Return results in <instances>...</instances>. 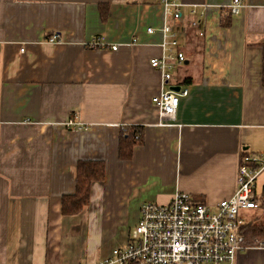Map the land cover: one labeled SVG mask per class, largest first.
Returning <instances> with one entry per match:
<instances>
[{
	"label": "crops",
	"instance_id": "1",
	"mask_svg": "<svg viewBox=\"0 0 264 264\" xmlns=\"http://www.w3.org/2000/svg\"><path fill=\"white\" fill-rule=\"evenodd\" d=\"M176 1L186 59L164 89L188 95L159 125L149 60L162 37L146 29L162 26L161 0H0V264H97L128 242L143 203L180 192L213 209L234 192L241 153H264V0H242L235 16L232 0ZM130 126L142 141L124 161ZM83 160L102 162L104 178L63 215ZM235 264H264V251Z\"/></svg>",
	"mask_w": 264,
	"mask_h": 264
},
{
	"label": "built area",
	"instance_id": "2",
	"mask_svg": "<svg viewBox=\"0 0 264 264\" xmlns=\"http://www.w3.org/2000/svg\"><path fill=\"white\" fill-rule=\"evenodd\" d=\"M161 5L162 26L157 30L148 28L146 32L158 31L162 37V53L151 58L149 66L161 76L162 89L151 101L157 109L158 124L165 125L176 120L180 99L188 95V90L164 89L176 66L185 62V55L179 50L185 28L178 25L182 23L181 3L161 0ZM243 8L242 0H232L229 5L232 16ZM197 11L196 7L192 9L188 26L199 24L201 16L197 18ZM56 39L54 35L49 40ZM263 172L264 153L243 152L238 159L234 192L213 209L180 192L166 204L143 203L128 242L113 249L108 258L97 264H235L240 252L249 248L264 251V238H255L247 245L241 231L248 223L242 214L258 210L264 204V192L259 196L255 192L257 179Z\"/></svg>",
	"mask_w": 264,
	"mask_h": 264
},
{
	"label": "trees",
	"instance_id": "3",
	"mask_svg": "<svg viewBox=\"0 0 264 264\" xmlns=\"http://www.w3.org/2000/svg\"><path fill=\"white\" fill-rule=\"evenodd\" d=\"M102 19L107 16V8L100 7ZM262 81L264 83V60L262 65ZM142 135L140 129L135 126L126 127L118 142V157L120 160L131 159L133 148L141 144ZM105 175V168L100 161H79L76 167V185L72 194L64 196L61 200V213L72 216L88 204L90 200L91 185L101 181ZM264 208V204L260 206ZM245 237V244L251 245L255 238H264V224L248 222L241 229Z\"/></svg>",
	"mask_w": 264,
	"mask_h": 264
},
{
	"label": "rangeland",
	"instance_id": "4",
	"mask_svg": "<svg viewBox=\"0 0 264 264\" xmlns=\"http://www.w3.org/2000/svg\"><path fill=\"white\" fill-rule=\"evenodd\" d=\"M242 216L247 220V222L264 224V208H260L255 211H245Z\"/></svg>",
	"mask_w": 264,
	"mask_h": 264
},
{
	"label": "water",
	"instance_id": "5",
	"mask_svg": "<svg viewBox=\"0 0 264 264\" xmlns=\"http://www.w3.org/2000/svg\"><path fill=\"white\" fill-rule=\"evenodd\" d=\"M171 90L174 91V92H177L179 90V88L178 87H175V88H173Z\"/></svg>",
	"mask_w": 264,
	"mask_h": 264
}]
</instances>
